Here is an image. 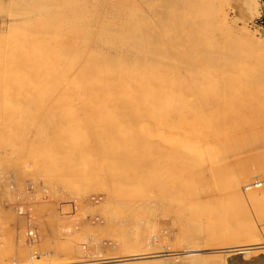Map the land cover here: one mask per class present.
<instances>
[{
	"label": "bare ground",
	"instance_id": "6f19581e",
	"mask_svg": "<svg viewBox=\"0 0 264 264\" xmlns=\"http://www.w3.org/2000/svg\"><path fill=\"white\" fill-rule=\"evenodd\" d=\"M8 1L19 5L0 20V32L19 26L40 30L30 61L12 62V68L23 73L17 88L45 90L49 85L53 91L45 90L49 94L32 97V102L41 108L37 116L55 111L60 117L51 116L45 121L48 126L39 116L32 123L9 126L19 112H0V152L14 169L26 162L39 165L38 172L50 186L67 182L77 197L103 190L107 227L116 236L112 245L118 251H131L127 258L94 261L82 256L36 260L20 252L15 264H100L162 256L131 250L149 239L146 213L141 212L144 207L221 202L225 196L245 198L241 182L253 172H264V127L257 124L264 123V77L259 79L263 85L257 84L253 76L232 64L240 59L235 54L247 42L222 32L220 26V30L212 27L219 20L218 13L207 10L213 0H167V13L153 27L135 13L125 12L121 29L117 26L119 11L134 9L135 0ZM139 24L142 28L138 30ZM163 25L173 29L165 39L157 28ZM138 43L141 55L133 59L131 52L134 56ZM258 61L255 65L264 69V62ZM253 64L245 62L247 67ZM248 79L253 89L261 85L259 92H251ZM168 103L172 106L165 108ZM72 127L74 134L69 133ZM257 128H262L257 140L245 142ZM5 131L12 134L2 143ZM52 135L57 136L52 139ZM242 142V148H234V143ZM35 143L49 149L46 159L71 158L76 167L81 163L80 179L68 182L56 170L43 166L44 159L26 150ZM221 145H228L227 151L208 161V154ZM237 163L239 172L227 181L222 179L216 165ZM147 174L153 182L146 178L145 185L138 186ZM261 193L246 195L258 212L264 211V189ZM124 211L129 214L125 224H113ZM245 213L239 212L237 218H244ZM237 218L221 217L204 229L194 224L186 234L199 242L181 253L202 251L216 239L233 244L259 235L253 223L234 225ZM69 248L57 243L53 251L57 255ZM248 249H237L235 254ZM192 259V264H212L211 256Z\"/></svg>",
	"mask_w": 264,
	"mask_h": 264
},
{
	"label": "rangeland",
	"instance_id": "374dc122",
	"mask_svg": "<svg viewBox=\"0 0 264 264\" xmlns=\"http://www.w3.org/2000/svg\"><path fill=\"white\" fill-rule=\"evenodd\" d=\"M14 3L0 0V20L9 14V10L13 6L19 5ZM167 4V0H135L134 9L119 11L121 19L117 26L119 29L124 27L125 12L135 13L138 18L142 17L144 22H148L152 26L160 15L167 13ZM263 4L262 0H213L212 5L207 8L208 11L218 13L219 20L212 25L214 29H219L217 26H220L222 32L247 42L235 54L239 55L240 59L236 58V62L232 64L249 73L251 77L253 76L257 84H261L259 79L264 77V69L259 68V64L255 65L258 59L264 62V27L257 23L263 14ZM107 11L113 12L112 10ZM136 28L139 30L142 27L139 24V27ZM157 28L164 39L173 34V29L169 25ZM39 34L40 30L35 26H19L0 32V112H4V110L19 112L18 115H15V119L10 121L9 126L32 123L38 116L44 122L50 120L51 116L60 117L55 111L51 114L49 112V115L40 112L37 116L36 111H41V108L39 106L40 109H38L37 103L32 102V97L41 99L42 96L49 94V92H45V90L51 89L49 85L44 88L45 90L36 88L32 91H23L17 88L23 73L18 69H13L12 62L30 61L33 43ZM258 43L261 46H258ZM139 48L138 43L134 56L131 52L133 59H138L141 55V51L137 50ZM247 61H253L254 67H247L245 65ZM234 72L229 74H234ZM248 80L246 83L250 88L252 87L251 92H259L260 86L264 84L253 89L255 86L251 85V79ZM177 87L180 89V84ZM52 91L53 89H51ZM170 106L172 105L168 103L164 107L169 108ZM77 114L82 118L81 113L77 112ZM261 121L257 124L260 123L264 127V123ZM79 122V120L75 121V123ZM43 124L48 126L46 122ZM260 129L262 128H257L254 133L247 135L245 142L257 140ZM69 133L74 134L76 131L72 127V133ZM11 134V132L7 131L6 133L5 131L1 142H7ZM62 134L65 135V133ZM55 136L57 135H52V139ZM241 144L243 142L234 143L233 146L240 149L242 148ZM23 146L22 144V148ZM227 148L228 145H221L217 147L215 153L208 154L206 158L208 161L219 159L223 152L227 151ZM26 150L35 151L36 155L44 159L43 166L56 170L66 181L75 182L80 179L81 174L77 171L81 169V163L76 167L71 158L58 162L54 156L46 159L49 149H46L42 143H35L33 146L26 147ZM202 160L206 163V159ZM195 162L200 163L201 161L197 159ZM8 163V157L0 152V264H15L19 261L18 254L20 252H23L28 258L34 256L36 260L51 259L52 257L76 260L82 256L89 261H94L130 256L131 251H118L112 245L116 241V236L107 227L108 217L104 208L105 193L103 190L99 189L85 196L77 197L68 190L67 182L58 183L55 188L50 186L45 177L38 172L39 165L34 166L32 162L28 164L26 162L21 168L14 169ZM216 166L219 175L226 181L232 176L234 177L241 168L238 163L232 167ZM146 178L149 179L150 184L153 182L150 175L147 174L140 180L138 186L141 184L144 186ZM258 183L261 185L257 186ZM263 189L264 172H253L240 184V192L245 196L243 200L225 196L221 202L179 204L165 208L162 206L144 207L141 212L146 213L144 218L148 221L149 239L143 246L131 250H136L135 252L141 255L161 254L162 256L100 264H192L194 262L192 258L198 256L201 258L211 256L212 264H264V211L258 212L256 206L246 196L252 191L261 193ZM150 193L152 194V190ZM93 195L97 199L90 200L89 198ZM241 211L248 214L245 213L244 218H237ZM141 212L139 211V213ZM128 217L129 214L124 211V214L113 219V224L122 226L125 224L124 218ZM221 217L237 218L234 225L238 226L253 223L259 235L240 239L233 244H227L225 241L217 243L222 240L216 239L212 245L202 251L194 254L181 253L199 242L190 239L186 234L188 230L193 229L194 224L200 223L204 229L207 224L213 220L217 221ZM151 228L154 230L152 233ZM29 231L32 232L31 237H29ZM152 234H155L156 237H152ZM6 243H10V245ZM57 243L69 245L70 248L66 252L55 255L53 250ZM241 248L250 249L246 253L235 254L237 249ZM228 250H232L234 254ZM175 252L180 254L167 255V253Z\"/></svg>",
	"mask_w": 264,
	"mask_h": 264
},
{
	"label": "water",
	"instance_id": "95a60500",
	"mask_svg": "<svg viewBox=\"0 0 264 264\" xmlns=\"http://www.w3.org/2000/svg\"><path fill=\"white\" fill-rule=\"evenodd\" d=\"M262 2L264 3V0H262ZM262 9H263V14H262L261 18L257 21V23L264 27V4L262 6Z\"/></svg>",
	"mask_w": 264,
	"mask_h": 264
},
{
	"label": "built area",
	"instance_id": "2783aa9c",
	"mask_svg": "<svg viewBox=\"0 0 264 264\" xmlns=\"http://www.w3.org/2000/svg\"><path fill=\"white\" fill-rule=\"evenodd\" d=\"M28 234H29V235H31V234H32V232H31V231H29V232H28Z\"/></svg>",
	"mask_w": 264,
	"mask_h": 264
}]
</instances>
